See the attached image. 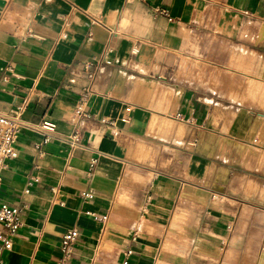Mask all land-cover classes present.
Instances as JSON below:
<instances>
[{"label":"crops","instance_id":"crops-1","mask_svg":"<svg viewBox=\"0 0 264 264\" xmlns=\"http://www.w3.org/2000/svg\"><path fill=\"white\" fill-rule=\"evenodd\" d=\"M25 102L4 264H56L74 228L67 264H264V0H0V113Z\"/></svg>","mask_w":264,"mask_h":264},{"label":"built area","instance_id":"built-area-1","mask_svg":"<svg viewBox=\"0 0 264 264\" xmlns=\"http://www.w3.org/2000/svg\"><path fill=\"white\" fill-rule=\"evenodd\" d=\"M4 1L9 2L10 0ZM156 12L166 15V13L160 9H156ZM60 38L63 40L67 39L68 34L63 32ZM110 53L111 48L105 49L98 60H94L92 64L85 67L87 82L81 86L79 98L75 106L76 117L78 119L87 116L86 110L93 94V85L96 81L97 69L102 64H111ZM91 68H94V70H91ZM27 106V102H25L13 108L9 113H0V178L1 172L6 168L7 162L17 156L15 142L20 131L26 126L23 122V115ZM174 119L180 120L181 115L176 114ZM56 129L57 126L54 122L46 120L37 126L35 131L42 136V142L46 144L54 139ZM67 143L73 150L80 148L78 132H74V134L67 139ZM85 197L90 198L89 195ZM88 214L101 221H107L108 219L106 216L98 217L93 213ZM21 227L22 223L18 210L0 201V264H4L3 254L12 250V239ZM79 235L80 233L77 228L68 230L64 233L60 245V256L56 264H67V262L73 258Z\"/></svg>","mask_w":264,"mask_h":264}]
</instances>
